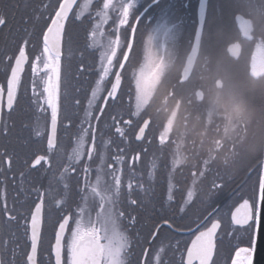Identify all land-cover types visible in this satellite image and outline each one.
<instances>
[{
    "label": "flooded vegetation",
    "instance_id": "obj_1",
    "mask_svg": "<svg viewBox=\"0 0 264 264\" xmlns=\"http://www.w3.org/2000/svg\"><path fill=\"white\" fill-rule=\"evenodd\" d=\"M114 2L118 4L120 0H114ZM135 2L136 7L132 10L128 24L119 30L121 46L114 58L112 71L103 82V92L94 109V115L99 116V120L94 119L93 124L97 130V151H102L104 144L107 143L108 162L122 169V190L118 207L124 211L125 218L121 227L127 231L131 242H144L148 240L146 236L155 231L152 229L153 227L156 229L159 225L160 228H169L164 223L158 222V205L132 204L131 201L135 197L159 195L160 192L172 194V182L166 184L165 181H172V178L177 176V166L182 162L186 164L191 162V155L188 154L193 128L191 125L182 124L179 121L186 118L191 119L193 113L206 114L211 111L209 108L200 110L178 108L175 104L177 99L174 91L172 92L174 100L172 125L152 126L150 119H144V63H170L161 60L160 56L161 48L164 50L166 40L172 39V63L175 65L180 63L179 81L181 82L182 70L196 39L201 12L204 15V24L199 54L195 68L186 82L191 87L192 83L189 80L199 66V83L196 85V89H191L192 93L188 97V104L193 103L192 94L194 101L198 104H202L207 97L206 91L202 88L203 82L206 80L205 71L208 63H243L250 71V78L258 80L260 76L264 75V0H158V3H153V0H135ZM56 3L57 0H0V15L6 18V23L0 26V87L6 89L7 76L10 74L8 64L11 61L7 57L17 53L18 47L24 40L30 41L29 53L38 54V49L42 46L41 32L45 30L46 23L50 22L49 13L54 14L53 9L56 7ZM82 3L84 0H78V5ZM102 3L103 0H92L89 14H86L81 20H75L70 15L65 25V33L67 29H71L75 34L89 36L93 30V24L96 22L91 17L95 16L96 11L102 7ZM98 19L99 17H96V20ZM115 20L116 15L113 13L108 24L97 30L96 40L99 43L90 46L91 63L88 64L87 69L90 82L88 99L100 75V52L103 51V45L107 44L109 39L115 38ZM133 27H135L134 33ZM64 42L65 36L63 52ZM89 43L91 45V41ZM129 43H131L130 50ZM125 53H127L126 60L124 59ZM69 64L63 63L62 57L60 88L62 115H66L70 119L64 121L63 126L58 127V135L64 137L65 149L68 152H70L74 134L83 117V108L65 107L63 79L65 67ZM75 72L79 74L81 69L75 70ZM117 73L118 83L120 82L119 90L115 99H108L101 114L99 109L104 104L103 98L111 90ZM30 81L31 72L26 67L16 110L11 114L5 110L0 119V154L7 152L14 158L12 171L8 173L7 179L0 175V202L6 197L8 206H15L21 214H26L27 206L37 198H33L32 193H29L28 203L16 204V162L19 159L26 163L32 158L33 153L42 154L46 149V140L36 137L33 131L36 118L40 116V113L35 111V106L31 103ZM218 81L222 83L220 89L217 87ZM224 87H226L224 81L215 80L212 85L214 90L208 93L215 99L216 89L220 91ZM197 92L202 93L201 102H198ZM125 120L130 123L125 124ZM147 120L150 121V124L143 136H140V131ZM43 123L41 119V126ZM5 127L7 128L6 132L4 131ZM117 127L123 130V136L116 132ZM205 127L203 132L208 135L209 128L214 130L224 126L213 124L205 125ZM65 128L69 130L67 133H65ZM137 136L140 137L139 140L136 139ZM89 143L91 144V140ZM232 143L234 140L228 139L222 144L224 146H219V148L226 146L229 153ZM181 148H183L185 156L182 155ZM117 155L124 158L120 165H117L112 159ZM233 155L234 158L239 155L238 150ZM95 166L96 164L93 162V168ZM62 170L60 162L53 160L51 168L45 165L39 171L32 170L29 175L31 179L41 180V189L45 193L41 242L37 253L38 264H54V258L51 256L52 246L55 243V234L59 229V223L62 222V217L65 215V212L60 211L57 207V201L63 200L66 210L69 207L75 210L76 203L79 202L78 181L81 179L79 169L72 173L75 179L70 181L71 191L69 192H65L63 182L59 178ZM91 179L94 182L95 172ZM130 180L133 183V188L129 193L127 184ZM144 215L148 218L146 222L143 220ZM129 217L135 218L134 224L131 223ZM24 223V220L21 219L19 224H7L3 218H0V238L11 239L7 248L0 247V260L5 261V264L8 262L26 264L25 253L30 251V240L25 234ZM71 227L74 225L70 222L69 231H66L64 237L65 243L69 238ZM142 227L147 228L148 231L131 230ZM193 230L195 231L189 234L192 241L199 231H202L198 229V226L192 230H172V232L180 235ZM134 233L138 235L134 236ZM172 264L177 263L172 260Z\"/></svg>",
    "mask_w": 264,
    "mask_h": 264
},
{
    "label": "snow or ice",
    "instance_id": "obj_2",
    "mask_svg": "<svg viewBox=\"0 0 264 264\" xmlns=\"http://www.w3.org/2000/svg\"><path fill=\"white\" fill-rule=\"evenodd\" d=\"M153 3H158V0H153ZM91 5L92 0H84V3L79 5L78 0H57L56 7L53 9L54 14L49 13L50 22L46 23L45 30L41 32L42 46L38 49V54L29 53L30 41L24 40L18 47L17 53L7 57L11 61L8 64L10 74L7 76L6 89L0 87V118L5 110L9 114L16 110L26 67L29 68L31 72V103L35 106V111L40 113V116L36 118L33 131L36 137L46 140V149L42 154L33 153L32 158L26 161L28 172H22L21 179L26 175H31L32 170L43 169L45 165L51 168L52 161L56 160L60 162L63 169L59 175L63 182V189L65 192H69L71 191L70 181L75 179L72 173L79 169L81 174V179L78 181L79 202L76 203L75 210L70 207L66 210L64 201H57V207L60 211L65 212V215L62 217V222L59 223V230L55 234V243L52 246L51 256L54 258V264H129L132 245L129 234L121 227L125 213L118 207L122 190V169L108 162L107 143L104 144L102 151H97V130L93 120H99V116L94 115V109L97 101L101 98L103 82L110 75L114 58L121 46L119 30L128 24L132 10L136 7L135 0H127V2L120 0L118 4L114 0H103L102 7L96 11L94 17H91L96 22L89 34L90 46L99 43L96 40L97 30L108 24L113 13L116 15L114 21L116 35L114 39H109L107 44L103 45V51L100 52V75L87 100V105L83 108V117L74 134L70 152L65 149L64 137L58 135V127L63 126L64 121L70 119L68 116L62 115L60 96L65 25L70 15L75 20H81L86 14H89ZM96 17L99 19L96 20ZM5 23L6 18L0 15V26ZM134 32L135 27H133ZM128 48L130 50L131 43ZM126 58L127 53L124 54V59L126 60ZM118 80L117 73L111 90L103 98L104 104L99 109L101 114L108 99H115V93L118 92L119 87ZM76 104L80 105V101L77 100ZM41 119L44 122L43 126H41ZM124 123L130 122L125 120ZM4 131H7L6 127ZM68 131L65 128V133ZM116 132L121 136L124 135L120 127L116 128ZM136 139L139 140L140 137L137 136ZM112 159L117 165H120L124 158L117 155ZM93 162L96 164L95 168H93ZM13 163L14 158L7 152L0 154V175L5 179L12 171ZM93 172H95L94 182L91 179ZM132 188L133 183L130 180L127 184L129 193ZM259 190L260 200L264 202V175L261 177ZM36 195L37 199L27 206L26 214H21L15 206L9 207L6 197L0 202V218H3L5 223L19 224L21 219L25 222V234L30 240V251L25 253L26 264H38L37 253L41 242L45 193L37 190ZM191 195V193L188 194L189 199H191ZM168 199L172 200L171 194ZM131 203L136 204L137 201L132 200ZM231 219L235 225L252 230L253 239L250 246L238 247L235 250L234 255L229 258L230 264H256L255 256L258 243L256 228L261 220L259 206L244 200L235 208ZM129 220L131 223H135L134 217H129ZM70 222L74 227H71L69 238L65 243L64 234L69 231ZM163 223L173 231L181 230L180 225L175 221L164 220ZM219 228L220 222L214 221L210 227L199 231L191 246L187 247L186 254L180 253V264H216L214 257L219 255L216 240ZM159 231L160 226L158 225L155 231L150 232V239L147 241L149 247L142 250V259L138 261V264H172L171 261H166L165 255L162 254L169 251L175 253L179 249H173L171 246L166 249L157 239ZM153 241L156 243L154 244ZM10 243V238H0V247L7 248ZM0 264H5V261L0 260Z\"/></svg>",
    "mask_w": 264,
    "mask_h": 264
},
{
    "label": "trees",
    "instance_id": "obj_3",
    "mask_svg": "<svg viewBox=\"0 0 264 264\" xmlns=\"http://www.w3.org/2000/svg\"><path fill=\"white\" fill-rule=\"evenodd\" d=\"M89 42L88 35H78L71 29L66 30L63 63H70L65 67L63 79L66 108H84L87 105L90 88L87 69L91 63ZM168 44L167 42L166 45ZM165 58V61L170 63L165 67V71L159 73L151 97L144 107V119H150L152 126L172 125L174 91L177 99L175 104L178 108L198 110L209 108L211 111L206 114L193 113L191 119L179 121L193 128L188 154L191 155V162L187 164L182 162L177 166V176L172 178V181H165L166 184L172 182V200H169V194L164 192H160L159 195L135 197L134 200L138 204L158 205V222L175 221L181 230H192L198 225V229L203 230L213 221H219L221 229L217 236L219 255L215 257L216 264H225L226 261L230 264L229 258L234 255L235 250L238 247L250 246L253 239L252 230L234 228L230 216L244 200L252 204H257L258 200L264 153V75L258 80H252L249 69L243 63H208L205 71L206 80L202 88L206 91L207 97L202 104H198L192 94L193 103L188 104L191 89H196L199 83V66L189 80L192 83L189 87V83L179 81L181 66L180 63L176 65L172 63V46H168ZM78 69H81L79 74L75 72ZM220 79L224 81L226 87L220 91L216 89L215 93L219 95L226 92L223 100L217 96L213 99L208 93L214 90L212 88L214 81ZM76 91L79 93H74ZM77 100L80 101V105L76 104ZM213 124L224 127L214 130L209 128L208 135H205L203 132L206 129L205 125ZM228 139L234 140L229 147V153L226 146L219 148L224 146L222 144ZM236 150L239 155L234 158ZM181 151L185 156L183 148ZM22 172L27 173L26 163L18 159L17 205L28 203L29 193H32L33 198H37V190L42 191L40 179H31L29 175L21 179ZM189 193L192 194L191 199ZM147 219L144 215L143 220L146 222ZM152 229L155 230L154 227ZM131 230L148 231L144 227ZM146 237L149 240L150 234ZM157 239L166 249L169 246L179 249L175 253L169 251L162 255H165L166 261L174 260L180 264V253H186L191 235H176L171 229L161 227ZM147 241L131 242L129 264H138L142 259V250L149 247Z\"/></svg>",
    "mask_w": 264,
    "mask_h": 264
},
{
    "label": "water",
    "instance_id": "obj_4",
    "mask_svg": "<svg viewBox=\"0 0 264 264\" xmlns=\"http://www.w3.org/2000/svg\"><path fill=\"white\" fill-rule=\"evenodd\" d=\"M203 24H204V15L201 14V12H200L199 27H198L197 34H196V39H195V42H194L192 51H191L190 55L188 56V58L186 60V63L184 65V68L182 70V73H181V83H186L187 82V80L189 79L190 75L192 74V72H193V70L195 68L196 60H197V57H198V54H199V49H200V39H201V35H202ZM221 84L222 83L220 81L217 82L218 89L221 88ZM118 86L120 87V82L118 83ZM119 87H118V90H119ZM116 94H117V92L115 93V95ZM197 96H198V102H201L202 101V93L201 92H197ZM149 124H150V121L149 120H147L144 123V126L142 127V129L140 131V134H139L140 136H143V134L146 132ZM262 175H264V153H263V162H262L261 177H262ZM260 180H261V178H260ZM257 206H259V208H260L261 220H260L259 226L256 228V238H257L258 243H257V251H256L255 258H256V264H264V202H262L260 200V190H259V193H258ZM234 211H235V209L232 211V213ZM232 213H231V216H232ZM231 216H230V222H231V225L234 228L245 229V228H242V227H240L238 225H235L234 222L231 219ZM165 226L167 227V225H165ZM41 229H42V227H41ZM220 229H221V223H220V228L217 231V235H218ZM194 231L195 230L190 231V232H185L183 234L189 235V234L193 233ZM65 235H66V232L64 234V237H65ZM195 237L193 238V240L195 239ZM192 241L190 242V244H189L188 247L191 246Z\"/></svg>",
    "mask_w": 264,
    "mask_h": 264
},
{
    "label": "rangeland",
    "instance_id": "obj_5",
    "mask_svg": "<svg viewBox=\"0 0 264 264\" xmlns=\"http://www.w3.org/2000/svg\"><path fill=\"white\" fill-rule=\"evenodd\" d=\"M167 42L169 43L168 45H166ZM168 46H172V39L166 40L164 50H162V48H161V56H160L161 60L166 59L165 56H166V52L168 50ZM167 64L168 63H144V66H143V70H144V80H143L144 107L146 106L149 97H151V93L154 90V87H155L156 82H157L158 77H159V73L163 70L165 71V67L167 66ZM219 75L224 77V75H221V74H219ZM225 94H226V92L221 93L219 95H215V96H217L218 99L223 100L226 96Z\"/></svg>",
    "mask_w": 264,
    "mask_h": 264
}]
</instances>
